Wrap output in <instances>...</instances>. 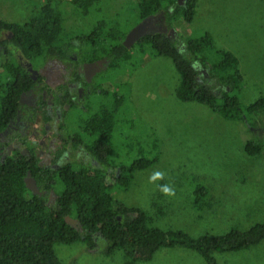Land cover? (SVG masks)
<instances>
[{"label": "rangeland", "instance_id": "obj_1", "mask_svg": "<svg viewBox=\"0 0 264 264\" xmlns=\"http://www.w3.org/2000/svg\"><path fill=\"white\" fill-rule=\"evenodd\" d=\"M139 1L98 0L88 15L62 2L66 34L56 45L74 42L97 24L102 26V36L108 34L118 42L140 22ZM30 4L29 0H0V19L22 23ZM171 28L184 40L209 33L218 49L231 53L242 76V106L264 97V0H199L190 22L181 19ZM2 74L10 78L8 72ZM179 80L169 59L147 55L141 59L135 48L131 59L114 77V90L121 102L117 104L116 125L110 134L112 160L129 166L138 158L137 149L127 150L124 146L129 139L144 141L141 143L146 158L153 156L149 142L155 138L159 141L158 162L136 172L127 190L114 187V199L145 211L158 228L182 230L194 238L222 235L232 228L245 231L264 222V150L258 157H249L243 151L254 129L205 106L180 102L175 96ZM113 93L101 103L97 99L90 105V112L113 101ZM71 116L70 131H79ZM155 171L163 172L164 178L150 183L149 177ZM160 185L174 187L175 195H163ZM195 185L210 191V209L197 212L192 208ZM55 188L59 195L58 182ZM159 208L163 214H158ZM97 244L93 251L82 243L58 244L54 250L62 264H205L182 248L162 249L152 261L140 263L121 252L106 256L105 242L98 239ZM214 259L217 264H264V241L245 251L216 253Z\"/></svg>", "mask_w": 264, "mask_h": 264}, {"label": "trees", "instance_id": "obj_2", "mask_svg": "<svg viewBox=\"0 0 264 264\" xmlns=\"http://www.w3.org/2000/svg\"><path fill=\"white\" fill-rule=\"evenodd\" d=\"M28 0H25L27 2ZM28 15L24 22H6L0 19V32H13L12 44L26 58L44 53L56 47L60 37L66 34L64 10L66 2L77 12L88 15L98 0H29ZM199 0H187L179 7L176 0H140L137 3L139 21L162 14L167 27L181 19L190 22ZM102 26L97 24L83 35L87 46L96 54L106 55L116 61L111 65L117 73L127 63L135 48L138 56H158L169 59L179 75L175 89L176 98L182 103H196L226 119L249 125L256 133L243 146L249 157H258L264 150V97L242 106L239 96L242 91V76L237 61L231 53L218 49L213 37L204 33L201 37L182 39L185 49L179 51L162 32L150 33L138 40L130 49L122 45L125 34L118 42L108 35H101ZM80 37H77L79 39ZM111 41V44L107 42ZM83 44V42H81ZM73 42L68 45H72ZM207 75L198 77V70ZM5 69L10 78L0 73V119L7 101L15 102V81L11 69ZM198 77V78H197ZM29 84L25 86L28 87ZM5 94L6 96L3 97ZM113 101L101 104L91 112L81 125L91 130V137L100 143L99 149L112 161L110 183L106 178V166L97 156L100 167L62 164L57 170L31 168L32 176L40 185L45 175L51 173L49 182H58L60 191L57 204L50 209L46 198L30 193L23 182L27 162L17 169L6 162L0 168V264H62L57 258L55 245L82 243L93 251L97 242H105L104 255L121 252L128 259L147 263L162 249L182 248L196 254L205 264H217L216 253H236L248 250L264 241V222L241 231L232 228L222 235L191 237L182 230L161 229L153 225V217L145 211L128 207L116 201L111 193L114 187L127 190L135 173L144 171L158 162L159 141L155 138L147 145L153 156L146 158V150L139 139H129L127 150L137 149V159L129 166L112 160L111 132L115 129V112L121 97L114 93ZM252 120V123L249 122ZM138 141V142H137ZM88 145L91 148L92 142ZM144 149V150H143ZM46 171V172H45ZM49 183V184H50ZM210 191L204 186L192 187V208L197 212L210 209ZM158 214H163L158 209ZM77 220L76 230L65 222V217Z\"/></svg>", "mask_w": 264, "mask_h": 264}, {"label": "flooded vegetation", "instance_id": "obj_3", "mask_svg": "<svg viewBox=\"0 0 264 264\" xmlns=\"http://www.w3.org/2000/svg\"><path fill=\"white\" fill-rule=\"evenodd\" d=\"M151 16L154 32L170 35L174 47L183 51L185 43L182 39L178 42L177 36L170 32L171 27L165 26L162 14ZM13 37L10 30L0 32V73L11 69L15 92L18 91L15 102L7 101L0 119V168L9 161L14 168L22 169L27 162L24 182L33 178V165L53 171L67 163L75 167H100L98 156L106 166V178H111V159L104 156L100 143L92 139L91 130L85 129L80 121L91 113L90 105L97 99L101 103L110 97L112 90L116 92L113 85L117 72L111 65L117 62L90 50L84 37L70 46L49 47L28 59L12 44ZM197 70L200 76L205 75ZM84 114L87 116L80 119ZM70 116L79 131H70ZM89 142H92L90 149ZM50 177L49 172L36 185L46 204L56 206V182L50 183Z\"/></svg>", "mask_w": 264, "mask_h": 264}, {"label": "water", "instance_id": "obj_4", "mask_svg": "<svg viewBox=\"0 0 264 264\" xmlns=\"http://www.w3.org/2000/svg\"><path fill=\"white\" fill-rule=\"evenodd\" d=\"M186 2H187V0H176L177 6L182 7V8L186 6ZM153 20H154V17L149 16V17L143 19L142 21H140L124 37L122 45L125 48L130 49L136 42H138V40H140V38H142V37H144L150 33H153L154 32L153 23H152ZM155 30H156V28H155ZM170 32L174 33L177 36L178 42L181 41L178 33H176L174 31V29L171 28ZM166 37L169 40L171 39L170 35H166ZM204 74L207 75V72L204 71ZM199 76H200V73H198V77ZM24 185H25L26 189L29 190L33 195L40 196L36 182L33 178L24 179ZM65 222L76 230L79 228V222L77 220L70 218L69 216L65 217Z\"/></svg>", "mask_w": 264, "mask_h": 264}, {"label": "clouds", "instance_id": "obj_5", "mask_svg": "<svg viewBox=\"0 0 264 264\" xmlns=\"http://www.w3.org/2000/svg\"><path fill=\"white\" fill-rule=\"evenodd\" d=\"M164 178V173L161 171H155L150 177H149V182H155L156 180H160ZM159 191L165 195V196H174L175 195V189L174 187L170 185H160L159 186Z\"/></svg>", "mask_w": 264, "mask_h": 264}]
</instances>
